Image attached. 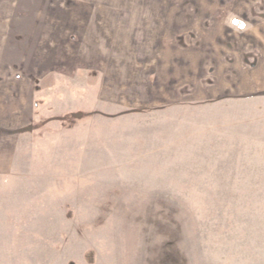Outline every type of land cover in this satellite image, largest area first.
Segmentation results:
<instances>
[{"label": "rangeland", "instance_id": "rangeland-1", "mask_svg": "<svg viewBox=\"0 0 264 264\" xmlns=\"http://www.w3.org/2000/svg\"><path fill=\"white\" fill-rule=\"evenodd\" d=\"M262 47L264 0H0V264H264Z\"/></svg>", "mask_w": 264, "mask_h": 264}, {"label": "crops", "instance_id": "crops-1", "mask_svg": "<svg viewBox=\"0 0 264 264\" xmlns=\"http://www.w3.org/2000/svg\"><path fill=\"white\" fill-rule=\"evenodd\" d=\"M241 89L248 94L264 92V47L256 60V64L251 69L240 71V77L243 78ZM243 80V79H242Z\"/></svg>", "mask_w": 264, "mask_h": 264}]
</instances>
